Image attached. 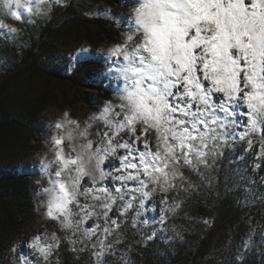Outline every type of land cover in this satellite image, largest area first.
Masks as SVG:
<instances>
[{
	"label": "snow or ice",
	"instance_id": "1",
	"mask_svg": "<svg viewBox=\"0 0 264 264\" xmlns=\"http://www.w3.org/2000/svg\"><path fill=\"white\" fill-rule=\"evenodd\" d=\"M60 2L0 0V7L3 17L19 22L48 11L43 5ZM131 21L134 27L124 42L107 50L115 65L108 71L116 73L124 87L119 103L102 101L104 107L91 117L103 124L93 133L97 139H89L91 123L81 129L65 112L52 125L57 130L51 137L54 159L39 161L48 178L42 189L47 217L70 233L65 238L72 252L84 250L77 244L90 242L86 247L95 257L93 264H110L106 257L117 254L116 245L122 242L118 230L133 209L132 227L151 228L141 233L145 240L164 239L169 231L183 239L175 225L168 224V214L175 216L181 202L170 203L167 196L178 181L182 187L187 179L181 165L199 174L201 165L211 167L209 157L215 161L223 147L234 148L253 134L261 136L255 160L264 157V0H143ZM16 32L0 19V35ZM242 107L247 111L241 112ZM241 123L246 131L237 133ZM252 146L253 140L247 139L244 152ZM252 166L256 170L264 165ZM260 182L264 184V177ZM157 193L164 194L159 202L153 201ZM114 208L118 215H112ZM158 210L163 215L157 217ZM93 218L96 222L88 225ZM114 234L117 238L110 240ZM253 235L248 234L236 254L237 264H243ZM173 238L167 236L168 241ZM50 240L44 243L37 235L26 246L48 264L61 244L56 233ZM15 259L38 264L31 254Z\"/></svg>",
	"mask_w": 264,
	"mask_h": 264
},
{
	"label": "trees",
	"instance_id": "2",
	"mask_svg": "<svg viewBox=\"0 0 264 264\" xmlns=\"http://www.w3.org/2000/svg\"><path fill=\"white\" fill-rule=\"evenodd\" d=\"M116 2L61 0L34 23L17 21L15 34L0 35V264L37 217V199L32 194L38 170L32 157L37 145L32 142L40 115L66 101L63 87L72 88L76 98L88 101L86 90L99 86L95 81L99 59L90 51L89 42L91 37L112 39L107 15ZM82 48L88 51L81 52ZM74 56L78 60H73ZM235 131L244 132L246 127L241 123ZM247 139L253 140V146L244 152ZM260 142V134H253L234 148L223 147V155L217 153L215 161L209 157L211 167L205 170L201 165L199 174L181 165L179 170L187 179L182 187L178 181L167 196L170 203L181 202L175 216L168 214V224L175 225L183 239L169 231L164 239L145 240L141 233L151 228L132 227L133 209L118 230L122 242L116 245L117 254L106 259L110 264H122L120 257L129 264H237L235 256L250 227L253 243L243 252V264H264V184L260 182L264 166L256 170L252 166L257 162L264 165V157L255 160ZM242 153L246 159H237ZM163 195L155 194L153 201L159 202ZM112 215H118L115 208ZM159 215L163 213L158 210ZM148 218H153L152 213ZM95 222L93 218L88 225ZM47 232L61 238L60 248L53 251L48 264H93L95 257L86 247L89 241L77 244V249L84 250L74 253L65 238L70 233L57 220L49 221ZM167 236L174 238L168 241ZM116 238L114 234L109 239Z\"/></svg>",
	"mask_w": 264,
	"mask_h": 264
},
{
	"label": "rangeland",
	"instance_id": "3",
	"mask_svg": "<svg viewBox=\"0 0 264 264\" xmlns=\"http://www.w3.org/2000/svg\"><path fill=\"white\" fill-rule=\"evenodd\" d=\"M104 2V1H103ZM143 0H117L116 6L112 8L110 14L107 18L110 21L109 27L113 30V36L111 40H101L100 38L91 37L89 42L90 51L94 52L98 56V68L96 73L95 81L99 86L91 87L87 89L88 101H85L84 97L76 98V92L72 88L63 87V99L66 97V101H63L60 105L49 108L40 115L38 121V126L35 128L33 134V145H37V151L32 157L33 166L37 167L38 170L35 174V179L33 181L32 194L37 199V217L35 218L33 224L24 230L18 237L15 246L10 250V254L4 264H19V261L15 259L21 254H31L32 258L38 260V264H45L44 260L39 257V254L33 253V250L28 248L26 245L31 241V239L37 235H41L42 241L44 243H50V233L47 232V224L51 219L46 215L47 211V195L42 192L44 187L48 186V178L43 175L40 171L39 161L42 158H47V160L54 159L53 144L51 142V137L56 134V131L52 125L58 120L63 119V114L68 113V119L77 120L80 124V128L83 129L87 124H92V128L88 129L89 139L96 140L97 137L93 133L97 129H102V122H93L91 117L98 113L104 107L102 101H110L114 104L119 103L118 96L122 93L124 82L122 79H117V74L114 72H109V68H114L115 65L112 64V59L108 57V49L124 42L126 36L130 34L129 29L134 27L131 21L133 15V10L135 7H139ZM51 5L46 4L41 6L42 8H49ZM94 9V10H99ZM47 12V11H46ZM45 13V12H41ZM40 14V15H41ZM39 16V15H38ZM38 16L25 17L22 22L33 21ZM4 22L15 27L17 21L9 17H1ZM12 35V34H6ZM67 37V36H66ZM63 36L62 38H66ZM103 48L104 51H99ZM82 98V99H81ZM241 112L247 111L246 108H241ZM243 121H246L245 117H241ZM246 127V124L243 123ZM71 127V126H70ZM65 134V133H61ZM65 150H69V145L66 141ZM105 167H107V162ZM162 197H159V201ZM173 200V198L171 199ZM160 207L163 205L160 204ZM232 227V224L228 225ZM250 227H247V232L250 233ZM232 229V228H231Z\"/></svg>",
	"mask_w": 264,
	"mask_h": 264
},
{
	"label": "clouds",
	"instance_id": "4",
	"mask_svg": "<svg viewBox=\"0 0 264 264\" xmlns=\"http://www.w3.org/2000/svg\"><path fill=\"white\" fill-rule=\"evenodd\" d=\"M15 6V5H13ZM4 15H6V13L4 12L3 8L0 7V17H3ZM102 50H104L103 48H101Z\"/></svg>",
	"mask_w": 264,
	"mask_h": 264
}]
</instances>
